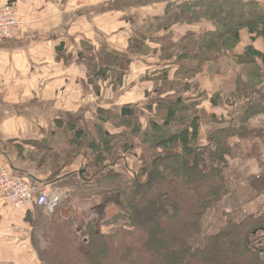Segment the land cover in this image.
<instances>
[{"label": "crops", "instance_id": "crops-1", "mask_svg": "<svg viewBox=\"0 0 264 264\" xmlns=\"http://www.w3.org/2000/svg\"><path fill=\"white\" fill-rule=\"evenodd\" d=\"M181 1L0 0V11L13 6L22 23L13 39L0 43V167L27 181L43 180L59 192L60 201L68 203L66 217L73 211L82 221L77 227L79 234L84 233L86 223L107 221L127 209L116 192L79 194L64 183L69 177L79 180L91 159L83 151L71 152L63 134L55 132L60 126L57 122L64 126L67 121H77L85 127L95 122L108 134L118 135L125 130L120 110L127 108L145 130L153 117L146 107L169 101L165 95H157L160 83L153 79L166 69L170 70L169 80L173 78L174 61L182 51L170 44L190 33L199 36L210 30L206 20L194 24L169 21ZM256 1L264 4V0ZM246 45L251 44L242 32L232 53L241 54ZM253 45L262 50L259 42ZM166 53L170 58L164 56ZM116 57L125 64L117 66L112 61ZM122 71L124 75L114 80V74ZM90 73H105L110 78H95L90 83ZM238 74L243 75L241 67L220 57L185 80L199 86L197 91L183 92L184 102L201 101L198 108L215 117L210 123L202 122V144L213 129L225 128L229 122L239 125L250 100L237 101L233 109L225 104L234 92ZM197 92L204 97L198 98ZM214 96L215 104L209 101ZM228 143V193L217 210L240 217L263 216L264 112L249 117ZM135 149V154L131 149L118 153L117 162L105 164L99 176L119 173L128 177L129 171L140 165V150ZM68 153L71 156L66 159ZM80 195L93 198L83 200L85 205L79 207L76 202L82 200L74 198ZM47 213L35 206L16 209L0 203V264H42L36 259L32 236L41 222H49ZM218 222L217 216L213 225L218 226Z\"/></svg>", "mask_w": 264, "mask_h": 264}, {"label": "trees", "instance_id": "trees-1", "mask_svg": "<svg viewBox=\"0 0 264 264\" xmlns=\"http://www.w3.org/2000/svg\"><path fill=\"white\" fill-rule=\"evenodd\" d=\"M176 8L169 21L194 24L206 20L210 22V30L199 36L190 33L170 44L172 49L182 51L174 61L173 78L169 80V69L158 73L162 77H156L160 83L157 95H165L169 101L146 107L153 117L145 130L133 115L121 117L125 130L118 135L108 134L95 122L87 127L77 121H67L64 126L57 122L60 126L55 132L63 134L70 151H83L91 159L84 174L78 175L79 180L69 177L64 183L73 192L78 189L79 194L116 192L126 212L101 223H86L80 239L77 236L80 228L74 227L60 212L57 214L56 208L67 203L60 201L41 235L44 246L35 245L40 263L264 264V236L258 235L264 233V216L240 217L224 212L222 228L206 229L212 219L209 216L228 193L225 170L229 139L242 130L249 117L264 112V87L258 89L264 85V4L256 0H183ZM169 9L168 6L165 11ZM242 32L251 45H246L241 54H233ZM256 42L262 45V50L254 47ZM168 53L164 55L166 58L171 56ZM220 57L232 59L244 76L243 79L237 75L234 92L225 104L233 109L242 99L250 103L242 111L237 127L229 122L225 128H215L202 144V122L210 123L215 117L198 108L201 101L186 104L182 94L188 87L195 88L185 80ZM112 61L117 66L125 64L120 57ZM123 75V71L115 73L114 80ZM106 77L105 73L88 74L90 83L94 82L92 79L101 81ZM197 95L204 97L202 93ZM215 100L214 96L209 101L215 104ZM214 121L218 123L219 119ZM136 147L140 150L137 155L140 165L129 171L128 177L119 173L99 176L105 164L113 166L117 162L118 153L131 149L135 154ZM70 156L68 153L66 159Z\"/></svg>", "mask_w": 264, "mask_h": 264}, {"label": "built area", "instance_id": "built-area-1", "mask_svg": "<svg viewBox=\"0 0 264 264\" xmlns=\"http://www.w3.org/2000/svg\"><path fill=\"white\" fill-rule=\"evenodd\" d=\"M21 27L13 6L0 11V43L13 39ZM60 200V193L52 190L45 181H26L12 176L6 167H0V203L16 209L35 206L51 212Z\"/></svg>", "mask_w": 264, "mask_h": 264}, {"label": "rangeland", "instance_id": "rangeland-1", "mask_svg": "<svg viewBox=\"0 0 264 264\" xmlns=\"http://www.w3.org/2000/svg\"><path fill=\"white\" fill-rule=\"evenodd\" d=\"M108 76V75H107ZM163 76V74H158V76L157 77H162ZM107 78H110V77H107ZM106 78H104V80H105ZM153 82L154 83H156L157 82V80H156V78H154L153 79ZM198 86L199 85H195V88L196 89H198ZM188 90H190V88L188 87ZM68 148H70V147H68ZM79 150V149H78ZM82 172H84V171H82ZM54 187H56L57 188V186H54ZM75 192L76 193H80L79 192V190L78 189H76L75 190ZM76 198H80V200H82V201H78V202H76L77 204V206H81V207H83L85 204L84 203H82L83 202V200L84 201H86V200H89V199H91V198H93V196L92 195H90V196H85V197H82V195H80V197H75L74 199H76ZM74 199H73V201H74ZM72 201V202H73ZM57 209V214H59V212H60V215L64 218V219H66V220H69V221H71V222H73L74 223V227H81L82 226V221L80 220V219H76L75 218V216H74V212L72 211V214L70 215V216H68V217H66V213L68 212V211H66L67 209H68V203H64L63 204V206H61L60 208H56ZM54 210V209H53ZM53 210L51 211V212H49V213H47L48 215H50L49 217H50V219H51V216H52V212H53ZM224 212H219L218 210H215L214 211V213H212V214H214L213 215V217H212V214L209 216V218H212V219H209L208 221H210L211 223H207L206 224V229H207V231H209V228H215V227H217V228H222L223 227V225H224V220L222 219V217H221V214H223ZM232 213V212H231ZM218 214V215H217ZM218 216V219H219V222L217 223L218 224V226H216V225H213L215 222H216V217ZM247 216H249V215H247ZM251 216H255V217H258V216H256V215H251ZM264 216V215H263ZM260 217V216H259ZM47 225H48V223L46 222V221H43V222H41L40 224H39V226L36 228V239H35V237H34V242H35V245L37 246V245H39V247H41L42 245L44 246V243L42 242V240H41V235H42V233L43 232H45V230H46V228H47ZM39 231H38V230ZM43 229V230H42ZM35 235V234H34ZM258 235H261V236H264V233H259ZM77 236L78 237H80V239L84 236L82 233L81 234H77ZM77 243V242H76Z\"/></svg>", "mask_w": 264, "mask_h": 264}, {"label": "water", "instance_id": "water-1", "mask_svg": "<svg viewBox=\"0 0 264 264\" xmlns=\"http://www.w3.org/2000/svg\"><path fill=\"white\" fill-rule=\"evenodd\" d=\"M120 113L121 116H128L132 114V111L130 109L123 108L120 110ZM262 231L264 232V229H262Z\"/></svg>", "mask_w": 264, "mask_h": 264}]
</instances>
